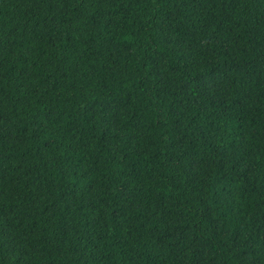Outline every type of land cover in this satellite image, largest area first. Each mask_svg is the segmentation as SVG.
Wrapping results in <instances>:
<instances>
[{
    "label": "trees",
    "instance_id": "obj_1",
    "mask_svg": "<svg viewBox=\"0 0 264 264\" xmlns=\"http://www.w3.org/2000/svg\"><path fill=\"white\" fill-rule=\"evenodd\" d=\"M0 264H264V0H0Z\"/></svg>",
    "mask_w": 264,
    "mask_h": 264
}]
</instances>
